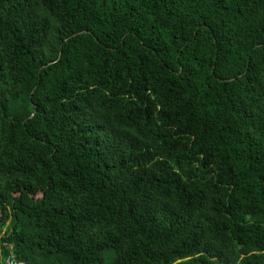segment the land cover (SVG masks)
Returning <instances> with one entry per match:
<instances>
[{"label": "trees", "instance_id": "trees-1", "mask_svg": "<svg viewBox=\"0 0 264 264\" xmlns=\"http://www.w3.org/2000/svg\"><path fill=\"white\" fill-rule=\"evenodd\" d=\"M264 264V0H0V264Z\"/></svg>", "mask_w": 264, "mask_h": 264}, {"label": "built area", "instance_id": "built-area-1", "mask_svg": "<svg viewBox=\"0 0 264 264\" xmlns=\"http://www.w3.org/2000/svg\"><path fill=\"white\" fill-rule=\"evenodd\" d=\"M5 264H22V263H17V262H15V260L13 258H8L5 261Z\"/></svg>", "mask_w": 264, "mask_h": 264}]
</instances>
